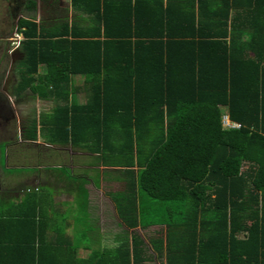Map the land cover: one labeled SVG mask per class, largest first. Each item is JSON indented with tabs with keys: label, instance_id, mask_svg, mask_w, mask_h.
Returning a JSON list of instances; mask_svg holds the SVG:
<instances>
[{
	"label": "trees",
	"instance_id": "obj_1",
	"mask_svg": "<svg viewBox=\"0 0 264 264\" xmlns=\"http://www.w3.org/2000/svg\"><path fill=\"white\" fill-rule=\"evenodd\" d=\"M68 1L70 20L31 0L17 23L12 93L49 105L23 138L87 151L124 229L98 248L62 228L46 241L29 189L0 198V264H264V0ZM38 3L54 15L35 23Z\"/></svg>",
	"mask_w": 264,
	"mask_h": 264
},
{
	"label": "crops",
	"instance_id": "obj_2",
	"mask_svg": "<svg viewBox=\"0 0 264 264\" xmlns=\"http://www.w3.org/2000/svg\"><path fill=\"white\" fill-rule=\"evenodd\" d=\"M74 82L76 85H81L82 79H74ZM74 98L78 102H83L85 99L84 91H80ZM37 134L38 137L35 143L37 144V148H39L37 151L38 155L42 158L41 162H47L50 159L53 160L55 155H60L67 149H70L71 152L68 153L66 160L75 168L66 165L70 173L68 176H63L51 171V168L60 167L61 164H55L56 162H52L51 164L41 163L40 165L35 166V171L30 173L24 174L19 171L16 174H8L6 177H0V198L3 197L5 200L7 199L8 201L11 200L12 202H15L19 201L29 189L47 187V189H51V195L54 197L52 201L57 202L55 207L53 203L52 207H48L45 210L43 204V210H41L42 212H46V215L48 216V218L43 221L46 228L41 232V234L43 233V235H45L46 241H54L59 238L60 234L55 230H59L60 228L64 230V235L67 238H74V232L77 227L80 226L84 228L82 231V239H80L81 241H116L117 235L123 231L124 225L121 224V221L118 218L114 202L106 193L102 176L100 175L99 180L97 181L92 177L91 172L93 168L89 164L90 154L81 148L72 147L71 145L61 146L47 143V141L41 138L39 132ZM21 143H23L22 140ZM7 145L4 154L5 163L7 160V154L9 155L10 149L13 146L10 145V148L8 149ZM59 150L63 151L59 152ZM80 163H85L87 169L84 170V173H75L79 171L78 169H75ZM8 167L12 170L21 168V166L18 165H9ZM98 168L100 171L104 169L103 166ZM8 180L10 185L6 183ZM82 187L87 193L86 200H84L83 195H81V192L79 191V188ZM114 187H116V185ZM80 199L83 204L87 201V207L83 206L82 202L79 201ZM50 202L51 201H49L47 206ZM75 202L80 203V207L84 208L83 213H81L83 217L81 218L79 216L78 220L73 217L75 211L72 209V204ZM65 213L67 216H70V219L69 217H67L66 220L61 218L60 222H63L64 224L58 223V215ZM54 215L56 218L55 220L50 218V216ZM79 219L81 221L78 224ZM136 230H139V228ZM80 249L86 250L84 248H79V250ZM79 258L86 257L81 256Z\"/></svg>",
	"mask_w": 264,
	"mask_h": 264
},
{
	"label": "rangeland",
	"instance_id": "obj_3",
	"mask_svg": "<svg viewBox=\"0 0 264 264\" xmlns=\"http://www.w3.org/2000/svg\"><path fill=\"white\" fill-rule=\"evenodd\" d=\"M59 7L61 10L66 9L67 10V14L66 11L65 16L66 18H68V20L71 19V16L73 14L72 9L70 8V4L68 0H60V4ZM52 12V8L51 7H46L43 6L42 4L38 3V10L36 12V17H35V23L39 22L40 19H45L48 16H53ZM57 13V12H56ZM63 15L62 12L58 11L56 16H61ZM22 39V35L17 31H13V33L11 35H6L3 37H0V40L4 42H8V46L9 47V51H15L17 45H18V41H20ZM2 53V52H1ZM13 52L9 53V56L12 55ZM8 57V56H7ZM16 59H13V61L11 62L10 59H8V62H5V66L2 64L0 66V98L3 101H6L7 106L12 110L13 112V118H11L9 124H5L4 121H0V141L1 140H8L10 137H7V133H11L12 131V126L15 125L16 126V136L18 137L16 140V146L18 145L19 147L16 146H12L9 152V155L7 154V160L5 163V158L2 160L1 159V152H0V177H6L8 174H16L19 171L21 173H30L32 171H35V166L40 165L41 163H48L51 164L52 162H56L55 164H61V165H68L69 167L75 168L73 167V165L71 163L67 162V155L70 151V149H67L64 153H61L60 155H55L54 159H50L48 160V162L44 161L41 162L42 158L38 155V149L37 148V144L36 139L34 141L31 140H25L23 138V136H25V131L23 130V126L25 124H28L29 120L32 117H37L38 113L40 112V110H45V112H48V103L47 102H43L40 103V101L36 100L35 98H31V94L29 91L24 92L21 96L19 97H15L14 95H12L10 92L13 91V86L16 83V73H15V65L17 64ZM3 66V67H2ZM71 102H74L75 98L73 96H71L70 98ZM24 107L23 109H21L20 107ZM19 107V108H18ZM5 125H8L7 129L5 128ZM15 128V127H14ZM15 131H12L15 134ZM20 138V139H19ZM21 140L23 141L22 144H24L22 147L19 145L21 143ZM8 149L10 148V144L7 145ZM4 147L6 148V145H4ZM3 147V148H4ZM57 150V149H56ZM63 151V150H59ZM5 154V152H4ZM4 161V162H3ZM11 165H18L21 166V168H24L23 170H12L10 167L8 166ZM31 166V169H29ZM28 167V168H27ZM77 168L75 170H79L78 172L75 173H84V170L87 169V165L85 163H80L79 166H76ZM93 168V167H92ZM94 169V168H93ZM99 169V168H98ZM92 177L95 179L94 175L95 173L92 171L91 172ZM6 181V180H5ZM9 180L6 182L8 183ZM4 184V183H3ZM8 185H10L8 183ZM7 187V186H6ZM118 189V188H116ZM51 190V189H50ZM49 189H47V187H42L41 192H40V196H42L43 198V204H44V210L48 207H52L53 203H54V207L56 205L57 201H52L54 199V197L51 195ZM110 197V196H108ZM3 198V197H2ZM111 198V197H110ZM50 202V204L47 206V204ZM79 201L82 202V200L80 199ZM5 202H7L6 204H8V200L6 199ZM107 203V202H106ZM76 204V205H75ZM83 204V202H82ZM73 206V210L75 211L73 214L74 219L78 220V217L80 216L81 218L83 217L81 213H83V209L82 207H80V203H74L72 204ZM111 206V205H110ZM72 210V213H73ZM48 217V216H47ZM67 217L70 216L65 213V214H59L58 215V223L60 224H64L63 222H60L61 218H64L65 220L67 219ZM51 219H56L55 215L54 216H50ZM80 219L78 221V224L80 223ZM77 227V226H76ZM97 228V226H96ZM87 229V228H86ZM89 229V226H88ZM98 229V228H97ZM157 228L156 227H152L149 229L148 232H144L139 230H136V232L143 237V239L147 240V236L151 233H153ZM84 230V228H82V226L77 227L76 231L74 232V238L71 237L70 240L71 241H81L80 239H82V231ZM73 239V240H72ZM99 242L94 241V244H91V248L92 246H94L93 248H98ZM96 245V246H95ZM98 245V246H97ZM89 254V251L87 250H77V256L78 257H87ZM157 264H164V257H162L161 259H158Z\"/></svg>",
	"mask_w": 264,
	"mask_h": 264
},
{
	"label": "flooded vegetation",
	"instance_id": "obj_4",
	"mask_svg": "<svg viewBox=\"0 0 264 264\" xmlns=\"http://www.w3.org/2000/svg\"><path fill=\"white\" fill-rule=\"evenodd\" d=\"M30 1L31 0H0V37L11 35L13 31H17V23L21 18L25 17L27 4ZM9 47L10 45L8 46V42L0 40V55L4 53L6 61L8 62V59H10L12 62L13 59H18V51L16 47L15 51H11L13 52L12 55L9 56V53H11ZM10 93L13 95L12 91ZM20 108L23 109L24 107L21 106ZM13 116V112L7 106L6 101L0 98V121H4V123L7 124L10 122L7 120H10Z\"/></svg>",
	"mask_w": 264,
	"mask_h": 264
},
{
	"label": "built area",
	"instance_id": "obj_5",
	"mask_svg": "<svg viewBox=\"0 0 264 264\" xmlns=\"http://www.w3.org/2000/svg\"><path fill=\"white\" fill-rule=\"evenodd\" d=\"M224 124H225V125H230V124H229V121L227 120V118L224 119Z\"/></svg>",
	"mask_w": 264,
	"mask_h": 264
},
{
	"label": "clouds",
	"instance_id": "obj_6",
	"mask_svg": "<svg viewBox=\"0 0 264 264\" xmlns=\"http://www.w3.org/2000/svg\"><path fill=\"white\" fill-rule=\"evenodd\" d=\"M26 18V17H25ZM35 21V20H34ZM20 33V32H19ZM22 35V34H21ZM18 43H19V41H18ZM18 46V45H17ZM20 139V138H19Z\"/></svg>",
	"mask_w": 264,
	"mask_h": 264
}]
</instances>
